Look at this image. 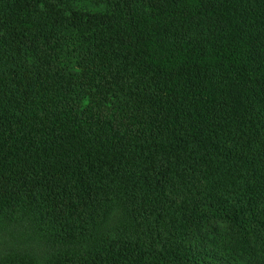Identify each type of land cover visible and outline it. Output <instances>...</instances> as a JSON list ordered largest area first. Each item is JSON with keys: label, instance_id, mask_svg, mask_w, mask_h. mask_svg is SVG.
<instances>
[{"label": "trees", "instance_id": "trees-1", "mask_svg": "<svg viewBox=\"0 0 264 264\" xmlns=\"http://www.w3.org/2000/svg\"><path fill=\"white\" fill-rule=\"evenodd\" d=\"M0 264H264V0H0Z\"/></svg>", "mask_w": 264, "mask_h": 264}, {"label": "rangeland", "instance_id": "rangeland-1", "mask_svg": "<svg viewBox=\"0 0 264 264\" xmlns=\"http://www.w3.org/2000/svg\"><path fill=\"white\" fill-rule=\"evenodd\" d=\"M41 250H42V249H41ZM41 250L39 249V251H41ZM39 251H38V252H39Z\"/></svg>", "mask_w": 264, "mask_h": 264}]
</instances>
